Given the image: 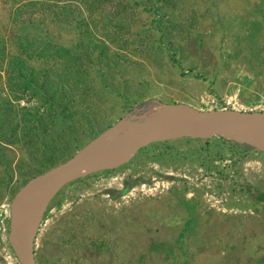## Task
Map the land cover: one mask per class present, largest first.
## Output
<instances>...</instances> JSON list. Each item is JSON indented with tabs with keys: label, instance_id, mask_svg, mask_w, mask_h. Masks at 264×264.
Listing matches in <instances>:
<instances>
[{
	"label": "rangeland",
	"instance_id": "1",
	"mask_svg": "<svg viewBox=\"0 0 264 264\" xmlns=\"http://www.w3.org/2000/svg\"><path fill=\"white\" fill-rule=\"evenodd\" d=\"M209 110L264 112V0H0V264H264L260 119L170 124L42 180L10 240L30 180L113 124L85 160Z\"/></svg>",
	"mask_w": 264,
	"mask_h": 264
},
{
	"label": "water",
	"instance_id": "2",
	"mask_svg": "<svg viewBox=\"0 0 264 264\" xmlns=\"http://www.w3.org/2000/svg\"><path fill=\"white\" fill-rule=\"evenodd\" d=\"M213 116L214 117L215 116H222V117H228V118H235L237 120H251V122H253L256 119H260V120H262V123L264 122V112H256V111L255 112H249V111L248 112H244V111L238 112V111H229V110H227V111L209 110V111L194 112L193 114H189V115H182L179 117L175 116V117L170 118V119H164L162 121H158V122L153 123V124H147L144 122H139V125H141L147 129L144 134L148 135V137H146L142 140L138 139L132 146L128 147L125 150V153L122 154L117 160H113V161L105 162V163L92 161V160H85L83 154H85V152L91 146H93L97 141L103 139L105 136H107L113 130H116L119 127L131 125V122H125V121L117 122L116 124H113L112 126L107 128L106 130H104L99 137L92 140L91 143L89 144V146L84 148L80 152V154L78 155V158H76L72 161L65 162V163H63V164H61L55 168H52V169L44 172L43 174H40V175H38V176H36L30 180V182L25 186V188L22 190L20 195L14 199V202L11 206L12 221H13V225H12V229H11V233H10L11 242L14 244L13 235H14V232L16 229L15 212L17 211L18 205L29 194V192L32 189H34L36 186H38V184L42 180H45V179L53 180V179H56V178L62 177L64 175L74 173V172H77V171H80V170L86 169V168L105 169V168L115 167V166L121 164L122 162H124L125 160H127L135 152V150H137L142 145H144L145 143L150 141L151 136H149V135H151L153 131L158 132L161 127L168 126L170 124L182 125L185 122H187L193 118H197V117L208 118V117H213ZM243 122H247V121H243ZM17 252H18V255L20 256V258L24 264H30L25 259V257L23 256V253L19 249H17ZM30 254L32 256V250H30Z\"/></svg>",
	"mask_w": 264,
	"mask_h": 264
},
{
	"label": "bare ground",
	"instance_id": "3",
	"mask_svg": "<svg viewBox=\"0 0 264 264\" xmlns=\"http://www.w3.org/2000/svg\"><path fill=\"white\" fill-rule=\"evenodd\" d=\"M163 112H165L166 113V115H168V114H171V113H174L175 112V107H168V108H166L165 110H163ZM165 115V116H166ZM156 117V116H155ZM249 123H252V124H256V123H253V122H249ZM214 124V123H213ZM213 124H211V125H213ZM227 124V123H226ZM225 124V125H226ZM225 125H222V126H220V125H215V126H213L212 128H214V129H217V130H220L221 132H224V131H222L221 129L222 128H224L225 127ZM226 133V132H225ZM256 139H258V138H256ZM87 169V168H86ZM89 169V168H88Z\"/></svg>",
	"mask_w": 264,
	"mask_h": 264
}]
</instances>
